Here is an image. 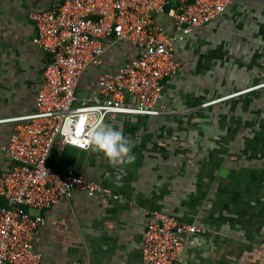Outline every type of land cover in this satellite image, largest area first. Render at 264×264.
I'll list each match as a JSON object with an SVG mask.
<instances>
[{
    "label": "crops",
    "instance_id": "crops-1",
    "mask_svg": "<svg viewBox=\"0 0 264 264\" xmlns=\"http://www.w3.org/2000/svg\"><path fill=\"white\" fill-rule=\"evenodd\" d=\"M60 2L0 0V173L13 166L4 147L15 123L5 120L35 111L48 61L32 42L29 14ZM157 21L176 31L170 18ZM138 53L108 44L103 64L80 77L78 95H90ZM175 57L179 69L162 94L168 114L104 122L123 131L134 163L110 164L91 148L54 151L58 170L79 171L118 199L75 191L43 212L33 238L43 264H140L151 211L204 230L185 240L173 264H264V0H236L177 43Z\"/></svg>",
    "mask_w": 264,
    "mask_h": 264
},
{
    "label": "built area",
    "instance_id": "built-area-1",
    "mask_svg": "<svg viewBox=\"0 0 264 264\" xmlns=\"http://www.w3.org/2000/svg\"><path fill=\"white\" fill-rule=\"evenodd\" d=\"M235 1L62 0L29 14L35 28L32 42L48 61L35 111L5 120L15 127L4 147L13 166L0 173V264H43L33 238L45 223L43 212L60 199L75 191L118 199L110 188L79 171L58 170L51 163L54 151L67 146L89 150L87 126L105 122L109 115L168 114L162 94L165 82L179 69L176 44L206 28ZM160 15L174 21L175 32L158 23ZM114 43L130 44L139 53L90 95L80 97V77L100 67L107 45ZM128 97L132 104L126 103ZM199 233L204 230L175 215L149 212L140 264H173L185 240Z\"/></svg>",
    "mask_w": 264,
    "mask_h": 264
},
{
    "label": "clouds",
    "instance_id": "clouds-1",
    "mask_svg": "<svg viewBox=\"0 0 264 264\" xmlns=\"http://www.w3.org/2000/svg\"><path fill=\"white\" fill-rule=\"evenodd\" d=\"M87 130L91 150L102 153L110 164L134 163L135 155L131 151V144L120 128L99 121L94 125L89 124Z\"/></svg>",
    "mask_w": 264,
    "mask_h": 264
}]
</instances>
